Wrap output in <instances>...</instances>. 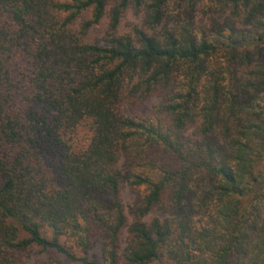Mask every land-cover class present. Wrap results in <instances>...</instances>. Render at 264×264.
Returning a JSON list of instances; mask_svg holds the SVG:
<instances>
[{
  "label": "trees",
  "instance_id": "obj_1",
  "mask_svg": "<svg viewBox=\"0 0 264 264\" xmlns=\"http://www.w3.org/2000/svg\"><path fill=\"white\" fill-rule=\"evenodd\" d=\"M110 5L0 0V264H264V0Z\"/></svg>",
  "mask_w": 264,
  "mask_h": 264
},
{
  "label": "rangeland",
  "instance_id": "obj_2",
  "mask_svg": "<svg viewBox=\"0 0 264 264\" xmlns=\"http://www.w3.org/2000/svg\"><path fill=\"white\" fill-rule=\"evenodd\" d=\"M71 1V0H69ZM114 4H116V0H111V5L110 7L114 6ZM110 7H108V11L106 16L104 17V19L102 20V22L96 26L93 30L90 31V34L86 37V40L88 42H92V43H103V40L105 38V34L108 32L109 30V23H110ZM206 14V13H205ZM145 12L143 10L138 11L137 9L134 8H129L125 11V13L123 14L121 23L119 25V32L121 33H127L129 31H132L133 27L135 26H139V27H143L144 22H145ZM90 16L89 12H86L77 22V27L80 26V24L85 21L88 17ZM204 16V12L199 16V17H203ZM206 17V16H205ZM3 19H0V21ZM17 70L20 72L21 69H19V67H17ZM24 92H21L19 94V97L21 99L22 102H24ZM163 99L162 93L161 92H155L151 97H149L147 100L145 101H139L136 104H129V106H125V110L126 113L130 116H134V117H140L142 115L147 114L155 105H157L159 102H161V100ZM78 138L81 137V142L84 141V138L86 137V130L85 128H81L79 133H78ZM57 163L56 159H51L49 160V164L48 167L49 168H53L54 165ZM125 193H124V199L127 202L132 201V199L134 198V192L129 189V188H125L124 189ZM159 215L160 217L163 216V213L159 210L154 211L151 215V217ZM90 256H95L97 259H100V251L98 250V248H95L93 250H91V252H89ZM23 259H24V263L25 264H44V263H51L55 260H62L64 261L66 264H78L76 262H70L66 259H64L63 257H61L58 254H54V253H50L47 251H42L40 248L34 247L31 248L28 251H25L22 255Z\"/></svg>",
  "mask_w": 264,
  "mask_h": 264
}]
</instances>
